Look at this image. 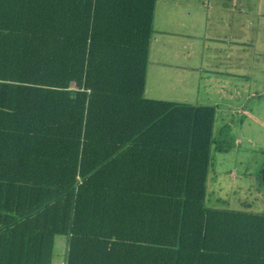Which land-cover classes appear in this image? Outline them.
I'll return each mask as SVG.
<instances>
[{"label":"trees","instance_id":"obj_1","mask_svg":"<svg viewBox=\"0 0 264 264\" xmlns=\"http://www.w3.org/2000/svg\"><path fill=\"white\" fill-rule=\"evenodd\" d=\"M156 6L0 0V264H264L207 204L216 107L146 96Z\"/></svg>","mask_w":264,"mask_h":264},{"label":"rangeland","instance_id":"obj_2","mask_svg":"<svg viewBox=\"0 0 264 264\" xmlns=\"http://www.w3.org/2000/svg\"><path fill=\"white\" fill-rule=\"evenodd\" d=\"M201 1L208 4L207 0H157L154 19L157 41H153L151 47L148 87L155 89L160 97L175 102L181 99L182 47L196 45L194 35L200 23H196L195 10ZM214 1L209 0V6ZM220 1L228 3V0ZM251 2L254 15L264 14V0ZM209 6L203 9L204 12L198 11L199 19L205 16ZM188 8L193 9V14L185 17L183 13ZM261 22L264 24V18ZM259 38L261 40V35L256 38L255 45L263 47ZM246 56L248 59L250 54ZM254 66L257 69L249 78H237L236 87L227 82V75L212 74L206 83L202 82L205 91L200 99L217 106L215 135L218 149L213 152L207 199V204L212 207L264 212V77H261L264 63L254 62ZM247 71L249 75L251 70ZM222 85L230 91L220 92ZM64 241V237L58 238L53 264H64Z\"/></svg>","mask_w":264,"mask_h":264},{"label":"crops","instance_id":"obj_3","mask_svg":"<svg viewBox=\"0 0 264 264\" xmlns=\"http://www.w3.org/2000/svg\"><path fill=\"white\" fill-rule=\"evenodd\" d=\"M207 2L208 4L205 1H201V4H198L200 6H197L195 10L197 12L195 15L198 17L196 23H200L194 35L196 45L194 44L190 47L185 45V47H182L184 61H182L180 78L183 91L181 99L177 102L215 106L206 104V102L201 100L204 97L202 95L203 91H205V85L202 84L203 81L206 83V79H210L212 74L220 75L221 77L227 75V82L236 87L238 77L247 79L257 69L254 66V62L263 61L264 63V46L257 47L255 45L256 38L260 35L261 40L260 38L257 40H260V44L264 45V40L262 39L264 38L262 37L264 36V24L261 22L264 14H258L259 17L253 14V3L251 0H228V3L215 0L211 6H209V0ZM207 5L209 7L206 9L205 16H201L199 19L198 14L200 13L198 11L206 8ZM192 14L193 9L190 8L183 13L185 17H190ZM205 28L210 33H205ZM256 32H259L260 35ZM153 41H157L155 35ZM249 54L250 57L248 56L247 59L246 55ZM149 66L146 96L152 99L172 101V99L160 97L155 89L148 87ZM244 67L245 74L242 72ZM210 69L215 72L210 71ZM247 70H251L249 75ZM155 71L158 73V70ZM263 74L264 68L261 69V77H264ZM251 76L253 78V75ZM222 87L220 92L227 93L230 91V88L226 89L223 85ZM215 107L217 114V106Z\"/></svg>","mask_w":264,"mask_h":264},{"label":"water","instance_id":"obj_4","mask_svg":"<svg viewBox=\"0 0 264 264\" xmlns=\"http://www.w3.org/2000/svg\"><path fill=\"white\" fill-rule=\"evenodd\" d=\"M263 178H264V168H263V172H262Z\"/></svg>","mask_w":264,"mask_h":264}]
</instances>
